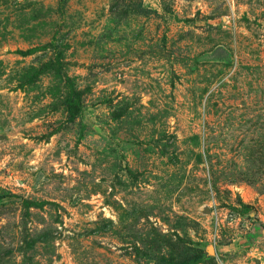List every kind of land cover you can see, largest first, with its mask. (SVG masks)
Masks as SVG:
<instances>
[{
	"label": "rangeland",
	"instance_id": "obj_1",
	"mask_svg": "<svg viewBox=\"0 0 264 264\" xmlns=\"http://www.w3.org/2000/svg\"><path fill=\"white\" fill-rule=\"evenodd\" d=\"M0 264H264V0H0Z\"/></svg>",
	"mask_w": 264,
	"mask_h": 264
},
{
	"label": "trees",
	"instance_id": "obj_2",
	"mask_svg": "<svg viewBox=\"0 0 264 264\" xmlns=\"http://www.w3.org/2000/svg\"><path fill=\"white\" fill-rule=\"evenodd\" d=\"M138 12L141 13V14H144V15H147L149 13H152L151 10L149 9H144V8H139L138 9ZM203 254H205V252H202Z\"/></svg>",
	"mask_w": 264,
	"mask_h": 264
}]
</instances>
